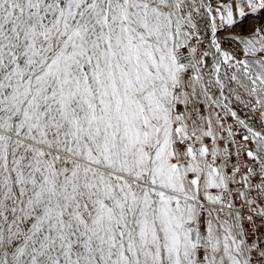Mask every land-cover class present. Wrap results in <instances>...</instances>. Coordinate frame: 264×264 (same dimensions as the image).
Returning <instances> with one entry per match:
<instances>
[{
	"label": "snow or ice",
	"instance_id": "1",
	"mask_svg": "<svg viewBox=\"0 0 264 264\" xmlns=\"http://www.w3.org/2000/svg\"><path fill=\"white\" fill-rule=\"evenodd\" d=\"M0 264H264V0H0Z\"/></svg>",
	"mask_w": 264,
	"mask_h": 264
}]
</instances>
